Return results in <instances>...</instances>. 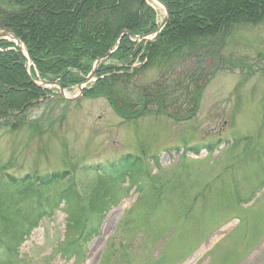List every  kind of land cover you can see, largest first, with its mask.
<instances>
[{"label":"rangeland","instance_id":"374dc122","mask_svg":"<svg viewBox=\"0 0 264 264\" xmlns=\"http://www.w3.org/2000/svg\"><path fill=\"white\" fill-rule=\"evenodd\" d=\"M141 1L155 13L157 28H165L162 5ZM220 21L197 28L218 27ZM231 36L207 37L203 57L200 52L199 58H185L184 69L206 81L189 122L124 120L103 99L37 97L28 119L39 134L0 130V173L35 180L66 172L41 188L45 209L61 193L74 191L87 210L70 218L53 208L30 228L37 217L31 220L30 199L0 182V236L14 247L15 264H264V23ZM23 73L32 76L30 68ZM153 78L150 71L139 83ZM47 91L59 93L55 87ZM64 96L80 94L71 87ZM213 144L211 153L181 154L186 147ZM123 155L141 159L153 181L152 196L124 179L100 183L95 191L100 175L81 171ZM83 225L87 235L95 232L86 246L73 249Z\"/></svg>","mask_w":264,"mask_h":264},{"label":"trees","instance_id":"16d2710c","mask_svg":"<svg viewBox=\"0 0 264 264\" xmlns=\"http://www.w3.org/2000/svg\"><path fill=\"white\" fill-rule=\"evenodd\" d=\"M159 1L168 12V23L152 42L130 40L157 27L155 13L141 0H0V27L9 28L23 44L41 80L56 82L62 88L82 83L93 62L114 47L122 31H127L128 36L123 35L117 49L98 66L96 81L84 90V97L105 100L124 120L153 116L186 123L195 118L206 83L197 72L184 69L186 56L199 58L202 52L203 57L207 37L229 39L237 31L264 23V0H202L204 6L199 5L200 0ZM217 18L221 20L217 28H197ZM136 60L139 67H133ZM22 64L14 45L0 41V130L24 129L39 134L40 128L28 119V112L37 106L34 100L41 91L28 83ZM150 71L154 78L139 83ZM216 147L202 149L211 153ZM200 149L192 148L195 154ZM142 165L138 156L123 155L103 164L83 166L81 171L100 175H95V191L105 181L113 184L124 179L132 181L138 193L151 195L153 181ZM65 176L66 172H55L34 180L28 175L16 178L1 172L0 182L30 199L31 220L37 215L31 228L42 217H50L53 208L62 209L70 218L76 210L87 212L83 197L74 191L61 193L45 209L49 204L42 201L41 188ZM84 225L71 242L73 249L86 246V237L95 232L87 235ZM15 254L14 247L0 236V264H15Z\"/></svg>","mask_w":264,"mask_h":264},{"label":"water","instance_id":"95a60500","mask_svg":"<svg viewBox=\"0 0 264 264\" xmlns=\"http://www.w3.org/2000/svg\"><path fill=\"white\" fill-rule=\"evenodd\" d=\"M157 1H158V0H157ZM158 3H159V1H158ZM164 10H165V8H164ZM165 12H166V10H165ZM166 16H167V14H166ZM166 18H167V17H166ZM166 20H167V19H166ZM165 22H166V21H164V23H165ZM164 23H163V24H164ZM161 28H162V25L159 26V27L154 31V34L159 33L160 30H161ZM7 33L10 34V32H8V31H6V33H4V34H0V38L6 36L5 34H7ZM11 37H12V36H11ZM109 55H110V52L107 53L104 57L97 59V60L95 61L94 67L97 66V64H98L101 60H103L104 58L108 57ZM89 81H90V77L86 79L85 83H87V82H89ZM78 88L80 89L81 87L79 86ZM60 95H61L62 98L64 99V96L62 95V92L60 93Z\"/></svg>","mask_w":264,"mask_h":264}]
</instances>
